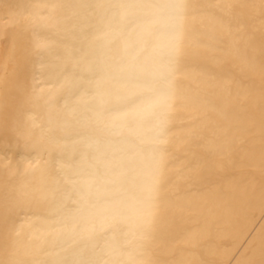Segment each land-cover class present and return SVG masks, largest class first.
<instances>
[{
    "label": "bare ground",
    "instance_id": "6f19581e",
    "mask_svg": "<svg viewBox=\"0 0 264 264\" xmlns=\"http://www.w3.org/2000/svg\"><path fill=\"white\" fill-rule=\"evenodd\" d=\"M0 264H264V0H0Z\"/></svg>",
    "mask_w": 264,
    "mask_h": 264
}]
</instances>
